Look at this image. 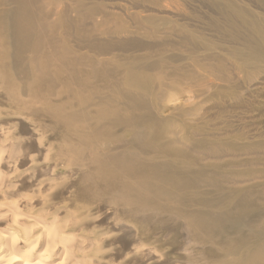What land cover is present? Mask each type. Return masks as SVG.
<instances>
[{
  "label": "rangeland",
  "instance_id": "374dc122",
  "mask_svg": "<svg viewBox=\"0 0 264 264\" xmlns=\"http://www.w3.org/2000/svg\"><path fill=\"white\" fill-rule=\"evenodd\" d=\"M18 1L27 11L25 59L17 61V50L10 47L0 61L12 81L55 91L51 103L61 105L58 109L68 103L62 112L82 126L97 121L99 102L113 107L117 98L128 108L121 106L124 118L137 114L166 123L164 138L199 156L207 173L249 193L250 219L256 223L251 237L264 241V0H0V12L15 10ZM75 93L89 103L76 106ZM47 120L42 122L50 127L44 126L47 134L28 152L31 161L17 165L19 173L40 167L52 148L61 146ZM15 124L23 126L0 118L4 132L15 133L10 130ZM30 126L21 140L33 139ZM70 172L51 169L37 190L51 194L56 183L68 181L61 190L68 200ZM204 192L211 193L204 202L229 196ZM226 205L221 202L217 212ZM106 214L99 212L87 240L122 233L106 223ZM124 230L132 232L128 226ZM162 231L156 238H165ZM181 234L176 239L172 232L165 240L182 248L189 233ZM120 247L110 254V264H122L133 253ZM179 257L172 255L175 264H187Z\"/></svg>",
  "mask_w": 264,
  "mask_h": 264
},
{
  "label": "bare ground",
  "instance_id": "6f19581e",
  "mask_svg": "<svg viewBox=\"0 0 264 264\" xmlns=\"http://www.w3.org/2000/svg\"><path fill=\"white\" fill-rule=\"evenodd\" d=\"M16 6L0 12V29L7 32L0 34V61L10 47L17 50V61L25 59L27 11L22 1ZM54 93L38 83L12 81L5 65L0 69V118L23 123L10 126L17 134L0 128V264H110L117 245L133 251L122 264H163L173 261L172 255L187 264H264V241L251 237L256 223L250 219L249 193L207 173L199 156L164 138L166 123L137 114L124 118L117 98L113 107L99 102L97 121L82 126L63 113L68 103L60 109L51 103ZM71 96L76 106L89 103ZM46 119L62 144L40 167L19 173L17 165L31 161L28 152L47 134ZM25 125H31L32 140L19 137ZM194 147L200 152L199 144ZM51 169L71 170L68 200L61 192L68 181L56 183L51 194L37 190ZM204 191L229 196L204 202V195H211ZM221 202L227 205L218 213ZM102 209L114 215L106 223L122 233L87 240ZM162 230L167 233L161 237L177 232L176 239L187 230L185 245L177 248L172 239L166 245L171 240L155 236L165 234Z\"/></svg>",
  "mask_w": 264,
  "mask_h": 264
}]
</instances>
